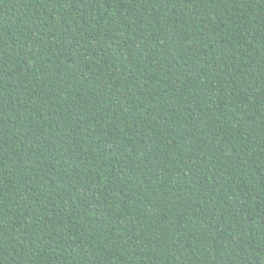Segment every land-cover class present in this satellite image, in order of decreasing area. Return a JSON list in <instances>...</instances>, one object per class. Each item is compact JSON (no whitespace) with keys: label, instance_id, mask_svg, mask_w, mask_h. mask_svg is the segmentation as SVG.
Masks as SVG:
<instances>
[{"label":"trees","instance_id":"16d2710c","mask_svg":"<svg viewBox=\"0 0 264 264\" xmlns=\"http://www.w3.org/2000/svg\"><path fill=\"white\" fill-rule=\"evenodd\" d=\"M0 264H264V0H0Z\"/></svg>","mask_w":264,"mask_h":264}]
</instances>
